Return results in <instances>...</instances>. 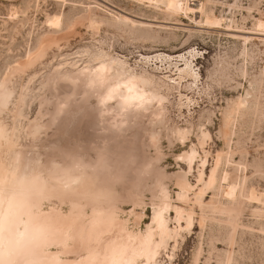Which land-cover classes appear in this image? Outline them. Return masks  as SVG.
I'll list each match as a JSON object with an SVG mask.
<instances>
[{"label": "rangeland", "instance_id": "rangeland-1", "mask_svg": "<svg viewBox=\"0 0 264 264\" xmlns=\"http://www.w3.org/2000/svg\"><path fill=\"white\" fill-rule=\"evenodd\" d=\"M188 4L203 13L0 0V177L37 182L35 216L71 225L40 261L86 258L96 215L112 237L149 239L130 264H264V0ZM133 86L142 106L124 102Z\"/></svg>", "mask_w": 264, "mask_h": 264}, {"label": "bare ground", "instance_id": "bare-ground-1", "mask_svg": "<svg viewBox=\"0 0 264 264\" xmlns=\"http://www.w3.org/2000/svg\"><path fill=\"white\" fill-rule=\"evenodd\" d=\"M153 2H155L156 4H159L160 6L162 5L163 8L168 12V14H171V15L178 14L181 12H183L185 14L186 13L202 14L203 8H204V4H197L194 6V5L188 4V0H153ZM47 23H48V25L58 27L60 24V17L56 16V15L52 16V17H48ZM206 23L210 24V25H218V24H220V20L216 19L215 17H212V18L209 17L206 19ZM260 24H262V23H260ZM263 25H264V23H263ZM41 45H42V43H41ZM179 57L183 58V56H179ZM153 59L154 60L169 59V57H167V56L162 57L161 55L160 56L156 55L153 57ZM109 64H107V65L102 64L98 68L100 73L105 74L108 71ZM11 70L13 71L14 68ZM178 70L182 72L181 69H178ZM165 78H168V77L166 76ZM178 78L182 79L180 75ZM142 80H143V77H141V76L128 78V82H130L131 84H134L135 82H137V81L139 82ZM241 105H242V103L240 101H238L233 106L232 111L228 112L229 115H227L225 117V119L223 120L224 132L228 131L227 129L230 127L229 125L231 124V121L233 120V116L235 113H237V111ZM179 135L184 136V133L180 132ZM219 160H220V156H217L215 159V162H214V168L211 170L208 181L206 182L207 187H210L213 184L214 169L219 164ZM62 181L63 182L61 183V181H60L61 184H59L61 188L70 184V182H75L76 179L74 177H65V179ZM34 185L38 186V183L36 182V184L34 183ZM235 187H234V185L229 184L226 188V195L227 196H233L235 194V190H236ZM52 214H49L47 216L44 215V216L39 217V218L37 217L40 222H42L43 224H45L47 226V235H46L45 244H48L51 241H55V239L65 240L66 238H68L65 234L66 233L68 234V231H69L70 226H71L69 221L62 223L63 220L61 221V218H58V215H54V214L52 215ZM91 221H93V222L101 221V226L99 228H96V227L91 228L89 230V232H88V230L86 231V232H88L87 237H86L85 242H83V243H85L84 244L85 248L89 252V253L86 252L88 255V256H86V258L82 259L81 261H79L77 263H55L51 259H46V260H43V262L41 261V264H130L132 257L136 254L145 253L148 256L151 255L152 249H151V246L149 243V239L148 240L147 239L142 240L141 238L140 239L136 238L134 240H131L132 238L129 239V237L131 235L129 237L124 236V235L123 236L116 235V236L112 237V236H110V233H113L114 231L117 230L114 225H113V227H111V225L106 224L107 220H105L99 216L96 217V215ZM107 232L109 233L108 235L105 234ZM102 234L105 236H103Z\"/></svg>", "mask_w": 264, "mask_h": 264}, {"label": "clouds", "instance_id": "clouds-1", "mask_svg": "<svg viewBox=\"0 0 264 264\" xmlns=\"http://www.w3.org/2000/svg\"><path fill=\"white\" fill-rule=\"evenodd\" d=\"M33 184L0 177V264H41L47 226L35 216Z\"/></svg>", "mask_w": 264, "mask_h": 264}, {"label": "snow or ice", "instance_id": "snow-or-ice-1", "mask_svg": "<svg viewBox=\"0 0 264 264\" xmlns=\"http://www.w3.org/2000/svg\"><path fill=\"white\" fill-rule=\"evenodd\" d=\"M134 91V86L129 88L128 95L124 97V102L129 105L142 106L146 102L145 99L139 96V94L133 95Z\"/></svg>", "mask_w": 264, "mask_h": 264}]
</instances>
